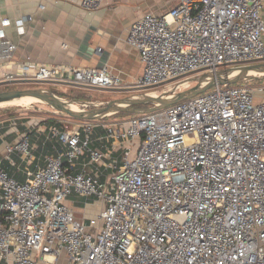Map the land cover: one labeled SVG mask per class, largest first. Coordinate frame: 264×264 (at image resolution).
I'll return each instance as SVG.
<instances>
[{
	"label": "built area",
	"instance_id": "built-area-1",
	"mask_svg": "<svg viewBox=\"0 0 264 264\" xmlns=\"http://www.w3.org/2000/svg\"><path fill=\"white\" fill-rule=\"evenodd\" d=\"M103 1L80 6L95 12ZM263 9V0H176L146 12L126 38L143 63L131 90L264 61ZM9 24L0 68L17 50ZM5 80L122 86L107 66L30 61ZM60 117L0 119V139L14 135L0 157V264H264V84L217 85L74 127ZM96 204L88 218L72 207Z\"/></svg>",
	"mask_w": 264,
	"mask_h": 264
},
{
	"label": "crops",
	"instance_id": "crops-1",
	"mask_svg": "<svg viewBox=\"0 0 264 264\" xmlns=\"http://www.w3.org/2000/svg\"><path fill=\"white\" fill-rule=\"evenodd\" d=\"M175 2L104 0L100 10L85 12L80 0H0V29L3 20H10L5 26L6 36L17 44L13 58L0 68V90L10 82L5 80L7 74H20L21 64L30 61L61 67L107 66L122 81L118 89L133 93L131 89L143 72V63L139 51L126 42L130 27L146 12L162 14ZM20 20L24 21L22 33L18 30ZM54 83L58 91L67 86ZM13 141L14 135L6 132L0 139V157L7 143ZM72 207L82 217V208ZM85 210L89 212L90 208Z\"/></svg>",
	"mask_w": 264,
	"mask_h": 264
},
{
	"label": "water",
	"instance_id": "water-1",
	"mask_svg": "<svg viewBox=\"0 0 264 264\" xmlns=\"http://www.w3.org/2000/svg\"><path fill=\"white\" fill-rule=\"evenodd\" d=\"M264 80V61L222 67L216 71L196 74L180 81L161 94L134 92L125 97L104 102L63 98L48 88H23L0 91V106L31 97L77 120H101L120 113L149 114L177 104L217 85H234ZM76 105L77 109H74Z\"/></svg>",
	"mask_w": 264,
	"mask_h": 264
},
{
	"label": "rangeland",
	"instance_id": "rangeland-1",
	"mask_svg": "<svg viewBox=\"0 0 264 264\" xmlns=\"http://www.w3.org/2000/svg\"><path fill=\"white\" fill-rule=\"evenodd\" d=\"M239 64H231V65H227L225 67H229V66H237ZM194 75H190V76H195ZM187 76V77H190ZM185 78H180L178 80H175L174 82H171L165 86L156 88V89H151L148 90L146 92H151L154 94H161L164 91H167L169 88L173 87L174 85H176L177 83H179L180 81H183ZM263 81V80H261ZM254 82H259V81H254ZM264 83V82H263ZM57 84H55L52 81H13V82H6L5 85H3V89H23V88H48L51 89L53 92L57 93L58 95L62 94L61 97L63 98H69V99H79V100H92V101H98V102H104V101H108V100H112V99H116V98H121V97H125L129 94L124 93V91L119 90L118 88H113V89H98V88H88V87H82V86H77V85H67V86H63L60 87V91L57 90L58 87H56ZM64 91V92H62ZM60 92V93H58ZM135 92V91H132ZM140 92H145V91H139ZM79 95H83L84 97L82 98H77V96ZM26 104V103H25ZM21 105V104H20ZM9 109V110H8ZM18 112H25L27 113L29 116L37 118V119H43V118H47V119H52L53 117H55L56 115L61 114L64 117H60L61 119H66L63 122H67V124H69L71 127L76 126L79 121L81 120H77L74 118H71L67 115H63L62 113L57 114V112H55L53 109H51L50 107H48L45 104L42 103H37L36 101L33 103H29L23 106H6V105H2L0 106V119L6 118L11 114H15ZM111 119V118H108ZM90 211L87 212L86 210H82V216L86 213L87 214V218L90 216V214H97L99 212V210L101 209V204H96V205H92L89 206Z\"/></svg>",
	"mask_w": 264,
	"mask_h": 264
},
{
	"label": "bare ground",
	"instance_id": "bare-ground-1",
	"mask_svg": "<svg viewBox=\"0 0 264 264\" xmlns=\"http://www.w3.org/2000/svg\"><path fill=\"white\" fill-rule=\"evenodd\" d=\"M37 102V100L31 98V97H25V98H22V99H19V100H15V101H12V102H9L5 105H17V104H25V103H33V102ZM74 109H77L76 105H73Z\"/></svg>",
	"mask_w": 264,
	"mask_h": 264
},
{
	"label": "trees",
	"instance_id": "trees-1",
	"mask_svg": "<svg viewBox=\"0 0 264 264\" xmlns=\"http://www.w3.org/2000/svg\"><path fill=\"white\" fill-rule=\"evenodd\" d=\"M264 82V80L263 81H259V82H255V83H260V84H264L263 83ZM3 90H8V89H2V90H0V91H3ZM59 93V92H58ZM61 96H62V94H60ZM82 97H84L83 95H79V96H77V98H82ZM85 100V99H84ZM26 104H29V103H26ZM26 104H17V105H15V106H23V105H26ZM6 106H12V105H6ZM9 110V109H8ZM134 114H129V113H120V114H117V115H115L114 117H129V116H133ZM109 118H112V117H109Z\"/></svg>",
	"mask_w": 264,
	"mask_h": 264
}]
</instances>
